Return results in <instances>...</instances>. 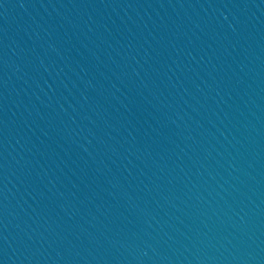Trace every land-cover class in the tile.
I'll list each match as a JSON object with an SVG mask.
<instances>
[{
  "label": "water",
  "instance_id": "water-1",
  "mask_svg": "<svg viewBox=\"0 0 264 264\" xmlns=\"http://www.w3.org/2000/svg\"><path fill=\"white\" fill-rule=\"evenodd\" d=\"M0 264H264V0H0Z\"/></svg>",
  "mask_w": 264,
  "mask_h": 264
}]
</instances>
